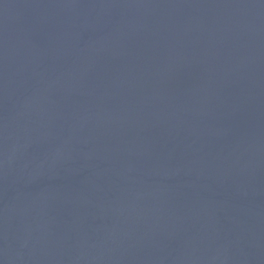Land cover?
I'll return each mask as SVG.
<instances>
[{
  "label": "water",
  "instance_id": "water-1",
  "mask_svg": "<svg viewBox=\"0 0 264 264\" xmlns=\"http://www.w3.org/2000/svg\"><path fill=\"white\" fill-rule=\"evenodd\" d=\"M0 264H264V0H0Z\"/></svg>",
  "mask_w": 264,
  "mask_h": 264
}]
</instances>
